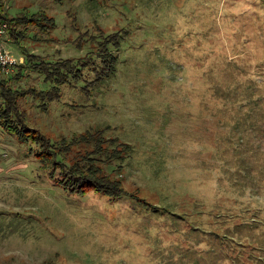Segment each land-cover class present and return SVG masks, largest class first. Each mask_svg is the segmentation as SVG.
<instances>
[{"label":"rangeland","instance_id":"rangeland-1","mask_svg":"<svg viewBox=\"0 0 264 264\" xmlns=\"http://www.w3.org/2000/svg\"><path fill=\"white\" fill-rule=\"evenodd\" d=\"M1 2L53 19L23 43L48 59L94 50L73 42L86 29L122 31L115 73L86 87L85 70L46 111L19 104L50 139L101 134L100 153L81 142L65 160L93 158L123 191L64 189L0 127V264H264V0ZM31 85L52 86H14Z\"/></svg>","mask_w":264,"mask_h":264},{"label":"trees","instance_id":"trees-1","mask_svg":"<svg viewBox=\"0 0 264 264\" xmlns=\"http://www.w3.org/2000/svg\"><path fill=\"white\" fill-rule=\"evenodd\" d=\"M1 1L0 20L7 23L6 37L10 43L19 45L23 49L24 61L16 65L9 75L2 76L0 79V127L3 131L14 135L20 142L36 144L39 147L36 155L40 162L48 169L49 175L64 189L80 194L94 188L110 197L121 195L123 189L120 181L100 174L98 167L91 162L93 158L79 157L73 163H67L65 160L71 147L81 142H94L96 150L93 154L100 153L101 134L97 136L83 133L69 140L50 139L38 132V129L28 127L27 113L22 110L19 102L21 99L33 98L39 102L40 110L46 111L49 102L59 98V86L70 80L81 79L85 70L94 73V78L87 83L86 87H91L101 82L106 76L115 73L117 55L114 51L120 47L122 31L105 34L99 27H93L92 30L86 29L77 34L73 42L77 47H81V42L93 44L94 50L88 51L79 58L48 59L30 52L23 43L25 39L40 40L35 37V34L30 35L31 31L35 29L46 34L45 32L54 26L53 19L40 10L10 14L8 11L5 12ZM42 41L47 42L46 38ZM31 73H36L42 77V81L50 83L52 85L50 89L40 90L34 85L23 88L14 86L21 79L30 77ZM110 150L108 160L121 158L120 150L114 147Z\"/></svg>","mask_w":264,"mask_h":264},{"label":"built area","instance_id":"built-area-1","mask_svg":"<svg viewBox=\"0 0 264 264\" xmlns=\"http://www.w3.org/2000/svg\"><path fill=\"white\" fill-rule=\"evenodd\" d=\"M7 32V23L0 20V77L9 75L15 65L22 62L21 57H14L11 51L6 47L5 36Z\"/></svg>","mask_w":264,"mask_h":264},{"label":"crops","instance_id":"crops-1","mask_svg":"<svg viewBox=\"0 0 264 264\" xmlns=\"http://www.w3.org/2000/svg\"><path fill=\"white\" fill-rule=\"evenodd\" d=\"M23 55V54H22Z\"/></svg>","mask_w":264,"mask_h":264}]
</instances>
